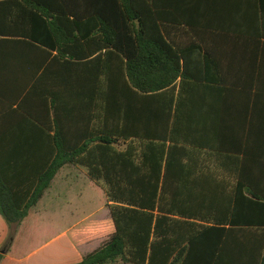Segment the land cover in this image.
<instances>
[{
	"label": "trees",
	"instance_id": "trees-1",
	"mask_svg": "<svg viewBox=\"0 0 264 264\" xmlns=\"http://www.w3.org/2000/svg\"><path fill=\"white\" fill-rule=\"evenodd\" d=\"M166 24L162 0L0 1V37L55 49L60 61L70 56L89 62L74 58L68 46H97L92 53L100 51L88 67L70 64L44 70L45 76L57 73L54 86L42 94L51 100L52 126L34 109L23 108L45 130L23 134L25 141L49 147L17 150L20 157L33 160L26 166V180H7L0 169V214L12 230L11 238L59 172L81 166L92 182L103 183L116 232L78 264L118 259L169 264L156 257L159 249L170 250L165 252L172 256L170 264H196L198 255V264H264V194L257 182L245 184L239 170L238 188L246 189V195H178L179 177L187 165L177 157L183 152L184 160L188 151L172 138L171 121L184 55L165 39ZM30 71L25 100L40 93V70ZM73 97L74 110L68 104ZM71 111L89 113L85 131H68ZM194 207L202 211L195 213ZM245 208L247 215L238 213ZM24 232L34 243L36 230ZM3 257L0 254V263Z\"/></svg>",
	"mask_w": 264,
	"mask_h": 264
},
{
	"label": "crops",
	"instance_id": "crops-1",
	"mask_svg": "<svg viewBox=\"0 0 264 264\" xmlns=\"http://www.w3.org/2000/svg\"><path fill=\"white\" fill-rule=\"evenodd\" d=\"M162 1L167 23L164 37L184 55L180 60L183 76L175 83L171 121L172 138L188 151L184 160L183 152L177 157L179 163L187 165L179 177L178 195H246V189L238 188L239 170L245 184L257 182L264 194V0ZM68 47L74 58H89V62L74 61L70 56L60 61L55 49L0 37V169L7 180L29 177L26 166L33 160L20 157L17 150L49 147L29 143L23 137L37 130L45 133L23 108L34 109L44 124H53L51 100L42 94L44 88L54 86L57 73L45 76L44 70L70 64L88 67L90 60L100 55V51L92 53L97 46ZM34 69L40 70L36 73L40 93L25 100L30 91L24 89L25 81ZM68 104L74 110V97ZM152 109L156 110L154 104ZM89 118V113L71 111L67 116L68 131H85ZM71 167L89 179L88 189L74 188L64 183V178L62 185L58 183L63 173L73 176L68 172ZM55 181L59 188L52 192ZM53 183L37 206L42 205V209L36 212V207L14 237L0 214V254L4 256L0 264H78L115 234L106 191L91 186L86 168L66 166ZM100 195L105 196L103 204H99ZM193 211L202 210L194 207ZM238 213L247 215V208ZM27 228L36 230L34 243L22 236ZM166 251L170 250L159 249L156 257L170 264L172 256L167 257ZM198 259L199 255L195 257L196 264ZM108 264L128 263L118 259Z\"/></svg>",
	"mask_w": 264,
	"mask_h": 264
},
{
	"label": "rangeland",
	"instance_id": "rangeland-1",
	"mask_svg": "<svg viewBox=\"0 0 264 264\" xmlns=\"http://www.w3.org/2000/svg\"><path fill=\"white\" fill-rule=\"evenodd\" d=\"M69 171L73 172V176L70 175V174L67 175L66 173H63L61 175V177H60V182H58V183H60V185H62V183L63 182L65 183V181H66V182H69L71 185H73L74 188H76V187L82 188V189H84V188L85 189H88L89 188V179L88 178L83 177V175H80L79 173H77V171H75L73 169V167H71L70 169H68V172ZM74 171H75V173H74ZM63 178H64V181H63ZM58 183H57V181H55L53 183V186H52V189H51V191L53 190L52 192H54L55 190H57V188H59L58 187ZM91 186L93 188H95V189H100L101 187L103 189H105L103 183L96 184V183L93 182ZM103 199H105V196L103 195V197H101V195H100V197H99V204H103ZM41 209H42V205H40V207H37L35 209V211L37 212V211H39Z\"/></svg>",
	"mask_w": 264,
	"mask_h": 264
},
{
	"label": "water",
	"instance_id": "water-1",
	"mask_svg": "<svg viewBox=\"0 0 264 264\" xmlns=\"http://www.w3.org/2000/svg\"><path fill=\"white\" fill-rule=\"evenodd\" d=\"M2 253H4V252H2Z\"/></svg>",
	"mask_w": 264,
	"mask_h": 264
}]
</instances>
